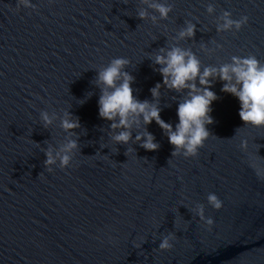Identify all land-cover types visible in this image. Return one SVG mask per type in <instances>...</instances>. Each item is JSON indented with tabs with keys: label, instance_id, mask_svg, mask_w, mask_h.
Listing matches in <instances>:
<instances>
[{
	"label": "water",
	"instance_id": "95a60500",
	"mask_svg": "<svg viewBox=\"0 0 264 264\" xmlns=\"http://www.w3.org/2000/svg\"><path fill=\"white\" fill-rule=\"evenodd\" d=\"M0 264H264V0H0Z\"/></svg>",
	"mask_w": 264,
	"mask_h": 264
}]
</instances>
